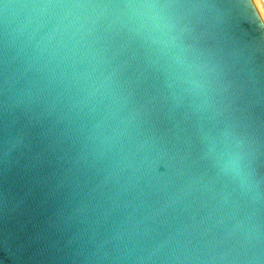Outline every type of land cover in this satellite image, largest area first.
I'll return each mask as SVG.
<instances>
[{"label": "water", "instance_id": "95a60500", "mask_svg": "<svg viewBox=\"0 0 264 264\" xmlns=\"http://www.w3.org/2000/svg\"><path fill=\"white\" fill-rule=\"evenodd\" d=\"M0 264H264L253 0H0Z\"/></svg>", "mask_w": 264, "mask_h": 264}, {"label": "snow or ice", "instance_id": "6c2138e0", "mask_svg": "<svg viewBox=\"0 0 264 264\" xmlns=\"http://www.w3.org/2000/svg\"><path fill=\"white\" fill-rule=\"evenodd\" d=\"M254 3L258 7L261 16L264 17V0H254Z\"/></svg>", "mask_w": 264, "mask_h": 264}, {"label": "rangeland", "instance_id": "374dc122", "mask_svg": "<svg viewBox=\"0 0 264 264\" xmlns=\"http://www.w3.org/2000/svg\"><path fill=\"white\" fill-rule=\"evenodd\" d=\"M256 5V4H255ZM257 7V6H256ZM257 9H258V7H257ZM258 11H259V9H258ZM259 13H260V11H259ZM260 15H261V13H260ZM262 17V16H261ZM264 20V19H263Z\"/></svg>", "mask_w": 264, "mask_h": 264}, {"label": "clouds", "instance_id": "9594fccd", "mask_svg": "<svg viewBox=\"0 0 264 264\" xmlns=\"http://www.w3.org/2000/svg\"><path fill=\"white\" fill-rule=\"evenodd\" d=\"M262 19H264V17H262Z\"/></svg>", "mask_w": 264, "mask_h": 264}, {"label": "bare ground", "instance_id": "6f19581e", "mask_svg": "<svg viewBox=\"0 0 264 264\" xmlns=\"http://www.w3.org/2000/svg\"><path fill=\"white\" fill-rule=\"evenodd\" d=\"M254 1V0H253Z\"/></svg>", "mask_w": 264, "mask_h": 264}]
</instances>
